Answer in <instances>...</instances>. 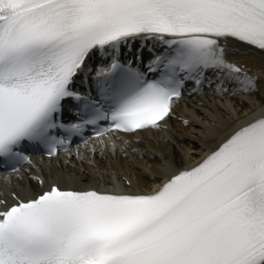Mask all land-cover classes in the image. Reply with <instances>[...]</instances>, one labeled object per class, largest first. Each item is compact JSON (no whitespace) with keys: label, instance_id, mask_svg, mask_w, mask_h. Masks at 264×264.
I'll use <instances>...</instances> for the list:
<instances>
[{"label":"snow or ice","instance_id":"6c2138e0","mask_svg":"<svg viewBox=\"0 0 264 264\" xmlns=\"http://www.w3.org/2000/svg\"><path fill=\"white\" fill-rule=\"evenodd\" d=\"M205 91L249 106L211 118L194 164L149 156L110 188L32 173ZM0 170L35 185L0 197V264H264V0H0Z\"/></svg>","mask_w":264,"mask_h":264},{"label":"bare ground","instance_id":"6f19581e","mask_svg":"<svg viewBox=\"0 0 264 264\" xmlns=\"http://www.w3.org/2000/svg\"><path fill=\"white\" fill-rule=\"evenodd\" d=\"M242 61L247 65H249L250 67L256 69L258 68V65L255 63V60L253 58H249V57L243 58ZM211 97L213 98H210L208 94L203 93L200 97L197 96L196 100L181 102V105L184 108H181L179 110L181 111L182 115L189 118L195 117L194 116L195 114L193 113L196 112V110L197 112L201 111L203 114H205L204 113L205 111L203 110H205L206 108L214 109L215 103L213 102L219 100V98H216L214 96ZM235 100H237L238 104H241L240 102L242 101V97L241 96H238V98L235 97ZM199 104L201 106H198ZM172 124H173L172 120L170 121L169 119L167 122V125H170L168 129H163L162 131L141 132L139 136H126L123 137V140L114 139V142L117 145V149L115 152H113L112 150V146H111L112 142H107V146L103 147V152H101L100 150L101 146L95 140L91 142L89 141L88 145L81 146L79 148L83 156V159L76 158L75 155L76 149L72 150V156L70 158V161L67 154L61 153L59 158L60 166L57 163L58 160H53L49 162L48 159L38 158L34 161V164L36 165V169H33L32 173L35 174L36 171L38 170L39 174H41L46 180L56 179L59 175H63L64 178H67L70 176L67 175L66 170H63L65 167V168H69L72 171L71 177H75V178L84 177L85 185L96 184L97 186L104 187V186H110L108 184H110L112 180L111 179L112 177H109L107 179V183L104 184L103 182L107 178L106 174L107 176L109 175L111 176L110 171L113 170H109V169H116L118 171V183H119L122 176L125 173H129V172L135 173L141 171L140 167L142 166L141 163L142 161L140 160L141 158L140 153L144 154L143 157L144 159L149 158V156L155 157L154 158L155 161H159L161 158L164 157L167 158L169 156V154L165 156L166 155L165 151H163L164 152L163 154L161 153V151L163 150V149L161 150V147L163 145L171 146L170 144L171 139L169 136L171 135V137H173L175 135L174 130L171 126ZM155 136H157V139H155ZM182 138H186V137L184 136ZM165 139L167 140L166 142ZM124 140H127L129 143L125 145L123 142ZM190 141H188V143H195L196 145V150H195L196 155L194 156V160H192L194 162L191 161L189 162L194 164L196 160L199 159L201 154L203 153L201 150V145L204 144L203 143L204 140L203 138L199 137V139L195 138L194 140H192L194 142H190ZM93 146L96 147L97 149L95 154H93V152L91 151V147ZM120 149H124V151H121ZM132 149H137L138 151L133 152ZM175 158H177L176 155ZM66 161L69 162L66 163ZM93 165L96 167V169H99L98 168L99 165L103 166L104 168H109L107 171H104L106 172V174L104 172L102 173L104 175L102 181L103 183H100V181L98 180H96L95 183L94 179L92 178L95 177L97 178V176L96 175L94 176L93 174L88 175V172L86 173V171H88L87 169ZM84 166L85 168L86 167L88 168L83 170L85 172H82L81 170ZM27 167L28 166H25L23 168H27ZM23 168L21 169L22 172H23ZM28 175L29 173H24L25 179L23 181L18 180L16 178V174L4 176L2 178L3 182L0 187L1 189L0 197H8V199L10 200L11 198L9 194L12 191H20L21 189H27L29 187L35 189V185L30 184V182L28 181ZM158 182L159 181H157V183Z\"/></svg>","mask_w":264,"mask_h":264},{"label":"rangeland","instance_id":"374dc122","mask_svg":"<svg viewBox=\"0 0 264 264\" xmlns=\"http://www.w3.org/2000/svg\"><path fill=\"white\" fill-rule=\"evenodd\" d=\"M241 97H242V101L246 102V103H244V110H247V108L249 106L248 98L246 96H241ZM213 103H215L214 109L206 108L205 110H203V111H205L204 112L205 114H203L201 111L197 112V110H196V112L193 113V114H195L194 115L195 117H190L191 122H189L188 125H185V123H182V122L178 123V122L173 120L172 127H173L175 135L171 138V143H170L171 146L163 145L161 147V150L163 149L161 151V153L163 154L164 153L163 151H165V153H166L165 156H167L169 154V155H172L175 157V155H176L177 159H180L185 153L192 151L193 148L196 150L195 143H188V141H190V139H191L190 142H194L192 140H194L195 138H198V139H199V137L202 138V135H201L202 130H204L208 124L212 123V119H211L212 117L219 116V117H222L225 120H227L229 110H230V106H231V108H236V109H240V107H241V104H238L237 100H235V98L233 99V97L219 98V100H216ZM198 106H201V105L199 104ZM179 108H184V107L181 104H179L177 109L179 110ZM184 136L186 138H182ZM155 139H157V136H155ZM166 141L167 140H165V142ZM203 143H204V141H203ZM169 147H171V148H169ZM194 156L190 161L194 160ZM153 158H155V157H153ZM140 160L142 161L141 162L142 166L140 167V170H142L143 167L146 166V163L147 164L153 163V160L149 159V158H146V159L140 158ZM125 165H126V163H125ZM86 168H88V167H86ZM86 168L84 166L81 171L85 172L83 170H85ZM98 168L99 169H96V167L93 165L87 169L88 171H86V173L88 172V175L93 174L94 176L95 175L97 176V178L96 177L92 178V179H94L95 183H96V180H98V181H100V183L104 182V184H105V183H107V179L109 177H112L113 181L115 183L116 182L118 183V171L116 169L104 168L101 165H99ZM108 169L113 170V171H110L111 176L110 175L107 176L106 172H104V171H107ZM59 170H61V169H59ZM63 170H66L67 175H69L71 177L72 171L69 168L64 167ZM103 172L106 174V177H107L104 181H103L104 175L102 174ZM58 173H59V171H58Z\"/></svg>","mask_w":264,"mask_h":264}]
</instances>
